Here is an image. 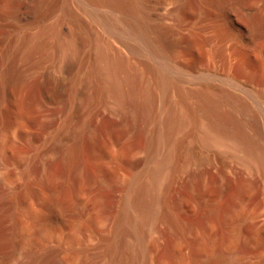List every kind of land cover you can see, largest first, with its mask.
I'll list each match as a JSON object with an SVG mask.
<instances>
[{
    "label": "bare ground",
    "instance_id": "obj_1",
    "mask_svg": "<svg viewBox=\"0 0 264 264\" xmlns=\"http://www.w3.org/2000/svg\"><path fill=\"white\" fill-rule=\"evenodd\" d=\"M158 1L156 4L153 0H34L37 22L35 18V23H25L15 31L3 70L4 82L10 81L13 74L21 79L32 72L40 76L42 63L51 57H56L63 71L70 72L66 59L70 58L75 66L71 70L69 97L58 106V146L69 176L79 165L76 164L80 160L82 141L93 129L92 120L101 113L116 116L130 126L153 123L146 142L153 147L152 154L154 149L162 150L150 158L147 169L124 179L117 212L110 219L105 218L101 228L87 237L81 236L78 230L83 225L80 185L76 191L75 184L58 180L59 183L47 182L40 192L26 188L31 189L24 190L26 198L37 202L28 213L30 220L24 217L31 224L28 226L25 221L27 230L24 224L20 227L19 214L14 218L18 222L14 220L12 227H8L7 217L0 210V264H264V254L248 262L234 249L245 235L259 228V222H252L253 217L249 215L241 216L228 228V238L224 241L208 239L180 259L157 262L151 259L145 239L153 228L160 223L180 233L186 228L170 203L169 190L178 169L199 165L205 158L194 154L193 147L184 149L185 138L193 137L205 149L220 144L223 139L230 156L238 157L249 169L264 173V145L254 136L264 141V125L261 127L255 119L251 123L254 131L246 127L250 123H246L244 115L249 106L245 99L225 87L237 86V82L229 74L220 77L214 73L222 81L219 89L198 68L202 46L211 45L209 52L215 53L218 47L212 49V44L223 42L229 36L224 30L226 24L216 14H224L230 6L242 15L250 31L242 32L235 42L221 48L225 64L231 65L238 58L241 66L246 64L248 51L264 56V0H190L191 4L185 0ZM164 8L168 12L156 13ZM186 11L198 19L181 27L168 21L171 13ZM1 17L0 14V20ZM94 26L100 27L101 32ZM174 35L178 36L177 40L173 39ZM171 53L192 58V63L173 61L169 59ZM143 54L163 60L152 64ZM175 72L180 77H193L194 84L174 76ZM48 89L50 100L60 97L61 87ZM245 92L253 95L248 89ZM126 132L113 134L116 149L112 148L107 156L123 159L126 153L132 155L126 152L128 149L119 147ZM98 149L101 148L98 146ZM182 150L186 160L180 164ZM214 213L209 208L206 215L212 217ZM62 228L67 235L64 236ZM89 236L92 243L89 247L68 244L71 240L74 242L70 241V245L75 246L74 243L85 242ZM9 244L12 248L8 246V250ZM88 254L92 255L87 259Z\"/></svg>",
    "mask_w": 264,
    "mask_h": 264
},
{
    "label": "rangeland",
    "instance_id": "obj_2",
    "mask_svg": "<svg viewBox=\"0 0 264 264\" xmlns=\"http://www.w3.org/2000/svg\"><path fill=\"white\" fill-rule=\"evenodd\" d=\"M153 1L156 4L159 3L158 0ZM185 2L191 4L190 0H185ZM34 8V0L26 2L23 0H0V14L2 15L0 20V111L2 113L0 124V210L4 211V216L7 217V226L12 227V221L16 220L14 218L19 217L20 220H17L21 223L20 227L24 224L23 228L25 227L27 230V225H31L28 224L30 223V221L28 222L30 220L28 213L31 211L30 208L35 206L32 204L37 203L34 198H26L27 190L32 189L31 191L34 192L36 188L38 191L36 189L35 191L40 192L41 188H46L44 186H47V182H58V180L64 181L63 183L66 184L70 183V185L75 184L73 187H78L74 189L76 191L82 187L81 191L79 190L82 192L79 196L82 195L80 197L83 200L80 206L83 225L78 230H81L80 235L84 234L83 236L87 237L92 231L101 228V223L106 220L105 218L110 219L117 212L119 200L124 192V183L122 184L124 179L131 177L130 174L147 169L150 158L159 155L162 148L154 149L152 154L153 147L146 142L147 134L154 126L153 123H141L131 125V127L129 123L126 124L127 121L106 112L101 113L91 122V128H93L91 133L94 135L89 133L84 137L83 141H85H82L80 160L78 159L79 163L76 164L79 165L75 166V172L77 169L78 172L75 174L72 171L74 173L69 176L61 160L57 133L60 124L58 106H61L69 97L71 91V70L73 72V67H75L72 60L69 58L70 60L66 59L65 62V65L70 67V72L63 71L56 57H51L42 63L39 71L42 73L40 76L39 73L34 76L32 72L26 78L21 79L18 74H13L16 76H12V80L10 78V81H6L7 83L3 81V70L8 58L7 54L11 51V42L15 31L25 23L34 22L35 18V22H37ZM228 8L230 9L228 10ZM228 8H226L227 12L225 10L224 14L222 12V15L216 14V16L219 21L226 24L224 30L228 32L229 36H226L223 42L215 41L212 44V49L218 47L215 53L209 52L211 45L205 46L204 44L202 46L198 54V68L206 73L209 82L219 86V89L222 85L221 78L218 79L212 74L216 73L220 77L229 74L234 78L238 87L230 86L232 84L224 86L226 89L228 88V92H233L232 94L245 99L249 111L244 115V119L246 123H250L248 126L246 124V127L254 131L251 123L255 119L258 121V125L260 124L261 127L264 125V56L261 55V57L255 52L248 51L246 53L249 62L246 64L241 66L239 58L231 65L225 64L221 48L235 42L236 37H239L242 32L246 34L250 31L249 24L244 21L242 15L235 12L234 7ZM78 12L79 16L81 14V18H83L84 15L80 11ZM166 12H168L167 8L156 10V13L159 14ZM85 19L87 20L84 16L83 20ZM197 19V15L187 11L180 14L171 13L168 17L169 22L180 27L182 24L184 26L192 24ZM66 28L68 29V27ZM94 29L101 32V28L98 26H94ZM175 37L178 36L174 35L173 37L177 40ZM197 38L202 40L201 37ZM262 46L264 48V40ZM180 55V53H171L169 59L183 62V64L192 63V58H182ZM149 56L143 54V57L152 64H158L163 60ZM173 75L189 84L195 82L193 77H180L176 72ZM55 86L58 89L61 87V95L52 101L48 96V88ZM245 88L250 90L253 95L247 94ZM122 130L124 132L127 130V134L119 147L128 149L126 152L132 153V155L126 153V156L122 155L123 159L107 156L115 145L112 142L113 134L122 132ZM90 135L93 138H90ZM254 136L260 144L264 145V141L256 135ZM183 141L184 149L193 147L194 154L205 158V160L189 169L183 166L175 173L168 198L186 228L182 233L164 223L153 228L145 239L151 259L155 262L162 259H180V257L183 258L186 254L196 251L208 239L215 242L224 241L228 238V228L235 225L241 216L249 215L253 217L252 222H259V228L253 234L245 235L241 243L237 244L234 249H237L238 255L245 261H254L258 254H264V220H261L262 214H264V173L258 169H249L244 163L242 164L238 157L230 156L229 148L223 144L225 142L223 139L220 144L212 145L208 149L199 146L193 137H187ZM98 146L101 148L100 150ZM133 151L137 153L135 154ZM185 160L186 153L182 150L179 153L180 164ZM66 175L69 176V181L66 179ZM9 188L13 191H9ZM26 188L31 189L26 190ZM42 189L41 191H43ZM31 205L32 207H30ZM209 208L215 210L212 217L206 215ZM15 214H19L18 217ZM24 217L28 219L25 220L26 226ZM62 231L65 233L62 232L64 236L67 235L65 229L62 228ZM86 241H80L79 244L74 243L75 246L70 245L69 242L68 244L72 247L84 244V247L87 245L89 247V244H92L90 236ZM8 246L12 248L10 247L12 244L7 245L9 250ZM67 253L69 254L66 252V255H68ZM91 255L88 254L86 258L88 259V256Z\"/></svg>",
    "mask_w": 264,
    "mask_h": 264
}]
</instances>
